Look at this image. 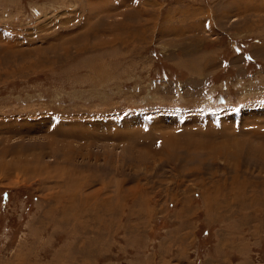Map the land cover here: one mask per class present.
<instances>
[{
  "label": "rangeland",
  "instance_id": "rangeland-1",
  "mask_svg": "<svg viewBox=\"0 0 264 264\" xmlns=\"http://www.w3.org/2000/svg\"><path fill=\"white\" fill-rule=\"evenodd\" d=\"M0 264H264V0H0Z\"/></svg>",
  "mask_w": 264,
  "mask_h": 264
},
{
  "label": "bare ground",
  "instance_id": "bare-ground-1",
  "mask_svg": "<svg viewBox=\"0 0 264 264\" xmlns=\"http://www.w3.org/2000/svg\"><path fill=\"white\" fill-rule=\"evenodd\" d=\"M21 170V169H20ZM7 171V170H6ZM14 171H15V169H14ZM19 172V171H18ZM22 172V171H21ZM34 172V171H33ZM34 175V174H33Z\"/></svg>",
  "mask_w": 264,
  "mask_h": 264
}]
</instances>
